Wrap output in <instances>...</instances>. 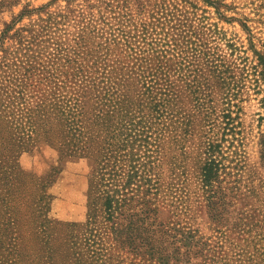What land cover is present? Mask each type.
<instances>
[{"label": "trees", "instance_id": "1", "mask_svg": "<svg viewBox=\"0 0 264 264\" xmlns=\"http://www.w3.org/2000/svg\"><path fill=\"white\" fill-rule=\"evenodd\" d=\"M197 1L165 0L149 13H128V7L116 10L106 3L73 34L61 36L54 26L59 19L48 14L12 35L23 57L13 56L12 64L0 65V239L18 245L23 241L15 204L31 182L18 157L42 138L62 156L92 161L85 235L110 237L121 250L170 263L168 258L174 257L167 245L187 246L189 241L184 234L180 240L176 226L160 220L164 188L159 177L155 187L151 184L149 155L154 136L159 170L161 146L178 139L167 127L174 112L183 118L186 132L218 117L222 141L207 137L202 143L197 178L211 219L221 220L232 201L222 186L231 165L222 146L227 137L241 133L245 85L261 95L257 121L264 167V41L255 43L247 19L227 15L237 13L233 5L201 0L214 9L216 19L239 22L248 36V45H239V39L229 37L206 13H197ZM260 1L256 13L264 8ZM12 26L2 35L0 52ZM93 39L101 40L96 47L89 45ZM186 98L194 110L181 105ZM43 199L38 194L33 203ZM42 226L35 233L44 250L38 249L35 260L46 264L54 256L50 232L47 235ZM67 232L64 251L71 252L59 259L62 264H78V256L82 261L84 254L94 253L89 252L93 245H100L91 238L81 240L72 229ZM19 262L34 264L30 255H22Z\"/></svg>", "mask_w": 264, "mask_h": 264}, {"label": "rangeland", "instance_id": "2", "mask_svg": "<svg viewBox=\"0 0 264 264\" xmlns=\"http://www.w3.org/2000/svg\"><path fill=\"white\" fill-rule=\"evenodd\" d=\"M102 1L106 0H0V40L6 29L13 25L4 36L5 51L0 52V65L12 64L13 56L23 57V51L16 45L12 35L21 28L32 26V23L37 24L40 16L45 19L48 14L56 15L52 17L59 21L54 26L64 36L75 33L81 21L91 13H98L99 7L104 9L102 7L106 3L114 5L113 9L116 10L128 7V13H149L153 8L162 6L165 0ZM223 1L233 5L232 11L237 12H229L227 15L248 20L255 43L264 41V8L262 13L255 12L256 4L261 5L262 1ZM197 2V13H206L210 21L217 22L229 37L239 39V45H248V36L239 22L230 24L218 20L213 8L207 7L201 0ZM141 6L144 7L142 11ZM61 14H66L68 19L61 18ZM100 41L93 39L89 45L96 47ZM222 49L225 53L226 50ZM260 98L261 95H257L250 85L244 86L241 95V133L236 138L227 137L229 140L223 141L222 149L231 158V165L222 186L228 191L232 201L219 222L211 219L197 178V163L202 159V143L207 137H218L222 141L218 117L214 116L206 124L196 123L186 132L183 118L174 112L173 124L168 122L167 127L173 128L178 139H168L161 146L162 163L159 170L160 149L156 138L152 137L149 177L154 187L159 177L164 188V195L159 203L160 220L176 226L178 231L175 233L180 240L184 234V239L189 241L187 246L184 242L167 245L169 254L174 257L168 258V264H264V167L259 155L260 128L257 121L261 112ZM181 105L194 110L189 98L183 99ZM221 108L220 103L218 112ZM18 164L29 176L26 177L27 181L31 182L28 183V190L19 195L15 204L23 241L18 245L17 242L7 244L8 242L0 239V264H10L15 260L20 264L22 255H30L34 264H39L36 263L35 256H38V249L44 250V244H41L40 237L35 232H38L41 224L47 235L50 232V245L57 250L54 255L55 251L52 249L54 259L46 264H62L59 259L65 254L70 255L71 250H64L68 244L67 231L71 229L77 232L81 240L91 238L95 244H100L97 247L93 245L89 252L94 253L91 256L84 254L82 261L78 256V264H162L119 249L110 237L93 238L90 234H84L89 215V186L93 170L91 160L62 156L54 146L39 138L20 151ZM231 187L233 191L230 190ZM38 194L44 195V199L36 205L33 201ZM172 202H175L176 208ZM176 248V252L172 253ZM178 250L180 253L177 255Z\"/></svg>", "mask_w": 264, "mask_h": 264}]
</instances>
